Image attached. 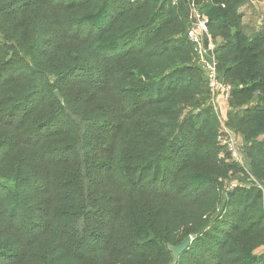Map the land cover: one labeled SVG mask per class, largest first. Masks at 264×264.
<instances>
[{
  "label": "trees",
  "instance_id": "trees-1",
  "mask_svg": "<svg viewBox=\"0 0 264 264\" xmlns=\"http://www.w3.org/2000/svg\"><path fill=\"white\" fill-rule=\"evenodd\" d=\"M199 4L246 168L187 0H0V264H264V25Z\"/></svg>",
  "mask_w": 264,
  "mask_h": 264
},
{
  "label": "built area",
  "instance_id": "built-area-1",
  "mask_svg": "<svg viewBox=\"0 0 264 264\" xmlns=\"http://www.w3.org/2000/svg\"><path fill=\"white\" fill-rule=\"evenodd\" d=\"M187 1L190 10V27L187 32V37L194 45L195 51L200 58L207 76L212 104L219 113L221 120L220 145L223 148L221 155L230 161L239 162L241 158L238 145L239 141L236 135L226 126L227 118L223 115L217 102L218 98L222 97V99L228 104L232 91V86L222 81L219 76L217 60V48L219 44L213 38L209 30V18L199 9V0ZM235 186L237 185H233L232 187Z\"/></svg>",
  "mask_w": 264,
  "mask_h": 264
},
{
  "label": "rangeland",
  "instance_id": "rangeland-1",
  "mask_svg": "<svg viewBox=\"0 0 264 264\" xmlns=\"http://www.w3.org/2000/svg\"><path fill=\"white\" fill-rule=\"evenodd\" d=\"M199 9L201 10L200 4H199ZM239 13L243 15L241 22L242 25L245 27V29H247V32L253 34L255 31L259 30L264 25V21L262 22V20H264V0H243V6L239 8ZM220 42H221L220 40H217L218 44ZM238 141H239L238 145L242 146L239 137H238ZM233 162L239 163L240 165L246 168L243 160L242 152H241L240 161L239 162L233 161ZM246 179L247 178L243 174L235 175L234 178L231 180V185L244 186L247 184Z\"/></svg>",
  "mask_w": 264,
  "mask_h": 264
},
{
  "label": "water",
  "instance_id": "water-1",
  "mask_svg": "<svg viewBox=\"0 0 264 264\" xmlns=\"http://www.w3.org/2000/svg\"><path fill=\"white\" fill-rule=\"evenodd\" d=\"M57 97L62 100L59 92H56ZM193 239L191 236H188L184 239V241L179 245H169L170 251L173 253V264H176L180 258V256L188 249Z\"/></svg>",
  "mask_w": 264,
  "mask_h": 264
},
{
  "label": "crops",
  "instance_id": "crops-1",
  "mask_svg": "<svg viewBox=\"0 0 264 264\" xmlns=\"http://www.w3.org/2000/svg\"><path fill=\"white\" fill-rule=\"evenodd\" d=\"M264 20H262V22H263ZM258 25V24H257ZM217 102H218V106H219V108L222 110V112L224 113V114H226V112H227V110L229 109V104H227L223 99H222V97H219L218 98V100H217ZM236 137H237V139H238V137L240 138V136L239 135H236Z\"/></svg>",
  "mask_w": 264,
  "mask_h": 264
}]
</instances>
